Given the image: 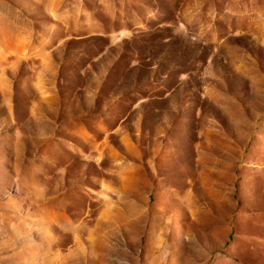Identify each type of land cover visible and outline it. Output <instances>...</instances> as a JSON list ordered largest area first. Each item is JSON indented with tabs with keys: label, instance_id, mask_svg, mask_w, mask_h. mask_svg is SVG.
<instances>
[{
	"label": "rangeland",
	"instance_id": "374dc122",
	"mask_svg": "<svg viewBox=\"0 0 264 264\" xmlns=\"http://www.w3.org/2000/svg\"><path fill=\"white\" fill-rule=\"evenodd\" d=\"M0 264H264V0H0Z\"/></svg>",
	"mask_w": 264,
	"mask_h": 264
}]
</instances>
